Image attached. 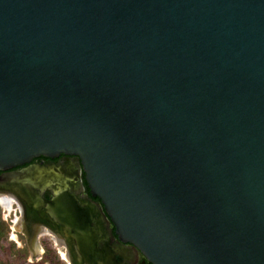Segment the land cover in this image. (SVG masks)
Masks as SVG:
<instances>
[{"label":"water","instance_id":"obj_1","mask_svg":"<svg viewBox=\"0 0 264 264\" xmlns=\"http://www.w3.org/2000/svg\"><path fill=\"white\" fill-rule=\"evenodd\" d=\"M59 153L110 242L115 226L153 264H264V0H0V170ZM51 172L13 179L44 201ZM72 198L54 215L109 260Z\"/></svg>","mask_w":264,"mask_h":264},{"label":"flooded vegetation","instance_id":"obj_2","mask_svg":"<svg viewBox=\"0 0 264 264\" xmlns=\"http://www.w3.org/2000/svg\"><path fill=\"white\" fill-rule=\"evenodd\" d=\"M48 155L49 154H40L39 156L33 157L30 162L7 170H0V196L3 197L6 193L17 196H15L17 199L15 198L16 200L13 201L11 209H7L1 201L0 204H2L9 212L14 209L15 205L18 208L19 216H16L13 222L17 227L16 231L18 230V235H21L24 238L27 249L34 254L38 253L42 243V236L49 235L58 245L61 257L65 259L68 264H94L93 261H95V264H153L146 255L138 248H135L132 243L121 242L120 246L117 245L116 243L119 238L115 233V226H113L114 239L112 242L107 238L108 233L100 232V230H98L100 223L99 221L97 222V217L95 218L91 215V212L95 209L96 205L101 206L102 210L105 211V205L98 196L92 195L91 189L86 180V173L77 157L68 156V154L65 153H59L57 154L58 156ZM34 165L54 169L51 171L58 174L59 178H62L63 185H58L62 190L59 191L48 186L42 192L44 201L34 198L36 200L31 199L29 203L21 202L19 197L23 194L18 189L15 179H13L14 173ZM76 165H78L80 169L81 185L73 180L75 182L74 184V182L69 179V174H71L72 170L76 168ZM65 183L67 184L65 185ZM32 190L37 194L30 192L31 196H39L38 191L40 189L32 188ZM63 193L73 196L76 199V203L71 204L69 208H66L64 213H66V215L67 213L69 215L71 214L75 219L80 221L83 220L82 223L92 230V232H90L91 236L101 235V238L105 236L107 238L105 239L104 237L103 242L105 245L113 246L114 251L110 253L111 257L109 260L106 258H100L99 256L93 257V261L90 260L89 257L81 252L77 241L72 238L73 234L64 225L67 222V218L64 216L58 218L53 214L54 211H52L50 201L56 197L62 196ZM89 207H91V209H88L90 215L88 212H82ZM93 219L94 222H92ZM93 244L94 242L92 245Z\"/></svg>","mask_w":264,"mask_h":264},{"label":"rangeland","instance_id":"obj_3","mask_svg":"<svg viewBox=\"0 0 264 264\" xmlns=\"http://www.w3.org/2000/svg\"><path fill=\"white\" fill-rule=\"evenodd\" d=\"M16 216H19L16 205L9 212L0 204V264H68L49 235L42 236L38 253L28 250L24 238L16 231L13 222Z\"/></svg>","mask_w":264,"mask_h":264},{"label":"bare ground","instance_id":"obj_4","mask_svg":"<svg viewBox=\"0 0 264 264\" xmlns=\"http://www.w3.org/2000/svg\"><path fill=\"white\" fill-rule=\"evenodd\" d=\"M47 169H49L50 171L51 170H54V169H50V168H47ZM51 173H54L53 171L51 172ZM15 183L17 184V186H18V183L15 181ZM63 183V181H62V178H59V175L57 174V178H56V182L55 183H49V187H53V188H55L56 190H62V188H60L58 185L59 184H62ZM67 183H65V185H66ZM63 185V184H62ZM33 188H36V189H40L39 187H33ZM18 189L20 190V187L18 186ZM20 192H22V190H20ZM14 193V192H13ZM27 193V192H26ZM23 193L22 192V194L23 195H21L20 197H19V200L21 201V202H30V198H29V196L28 195H31V193L29 192V193ZM35 194H37V193H35ZM16 196V195H15ZM14 195H12V194H5V195H3V197H1L0 196V201H1V203L7 208V209H11L12 208V204H13V201L14 200H16L17 198V196L15 197ZM62 196H64L65 198L67 197V196H69V195H67V194H65V193H63L62 194ZM62 196H60V197H62ZM70 198H72V196H69ZM16 198V199H15ZM72 199H74V203H76L75 201H76V199L75 198H72ZM73 203V204H74ZM51 206V205H50ZM70 206L69 205H67V206H65V209L66 208H69ZM53 209L54 208H52V211H53ZM88 209H91V207H89V208H87V209H85V210H83L82 212L84 213V211L85 212H88L89 213V211H88ZM92 213V212H91ZM54 214V213H53ZM65 214V213H64ZM89 215H90V213H89ZM57 216V215H56ZM58 217V216H57ZM58 218H61V216L60 217H58ZM69 219H67V221H68ZM68 228V227H67ZM68 230L70 231L71 229H69L68 228ZM101 232V231H100ZM104 241V239L103 238H101V237H99V244H100V246L101 247H105V248H109V250L111 251V252H113L114 250H113V246H110V245H105V243L103 242Z\"/></svg>","mask_w":264,"mask_h":264},{"label":"trees","instance_id":"obj_5","mask_svg":"<svg viewBox=\"0 0 264 264\" xmlns=\"http://www.w3.org/2000/svg\"><path fill=\"white\" fill-rule=\"evenodd\" d=\"M88 183V182H87Z\"/></svg>","mask_w":264,"mask_h":264}]
</instances>
